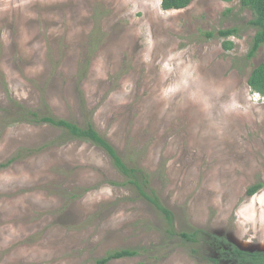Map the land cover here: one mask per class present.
<instances>
[{"label":"rangeland","instance_id":"1","mask_svg":"<svg viewBox=\"0 0 264 264\" xmlns=\"http://www.w3.org/2000/svg\"><path fill=\"white\" fill-rule=\"evenodd\" d=\"M0 0V264H237L212 235L264 252V99L248 85L253 14L239 0ZM237 29L231 51L220 31ZM213 34L212 38L209 37ZM19 107V108H18ZM23 107L93 125L174 215L126 185L99 147ZM28 150L34 153L28 154Z\"/></svg>","mask_w":264,"mask_h":264},{"label":"trees","instance_id":"2","mask_svg":"<svg viewBox=\"0 0 264 264\" xmlns=\"http://www.w3.org/2000/svg\"><path fill=\"white\" fill-rule=\"evenodd\" d=\"M224 2H232L233 0H222ZM192 0H162L161 8L164 11L183 10L190 6ZM243 9H248L253 14L251 26L255 29V36L247 54V60L251 62L257 57L259 50L264 47V0H239ZM237 29L220 31L217 36L224 39V49L231 51L234 48V43L229 41L231 37L237 36ZM213 34L209 37L212 38ZM248 85L253 94H259L264 97V60L255 68L249 79ZM19 108V107H18ZM9 124L26 123L34 125H50L52 127L64 130L67 135L75 140H81L91 143L103 150L110 158L112 166L125 179L126 185L132 187L137 195L146 201L150 206L157 210L165 219L168 225V232L173 235L180 236L183 240L195 243L198 241L201 231L197 230L192 233H177L174 231V215L167 208L156 191L151 187V176L143 168L136 164H128L116 148L95 129L91 124L83 127L67 120L58 119L52 115H41L31 109L23 107L22 110L16 112L9 119ZM13 124V125H14ZM28 154L34 153V150H28ZM23 155H18L5 164H0V170L8 168L14 164L17 159ZM264 185L262 183L255 184L247 190V196L252 197L259 192ZM212 245L216 247L218 252L224 257H228L236 261L237 264H264V252L261 251H245L233 244L227 238L212 235ZM138 255L137 251L119 250L108 253L104 258L100 259L97 264H108L115 260L132 258Z\"/></svg>","mask_w":264,"mask_h":264},{"label":"built area","instance_id":"3","mask_svg":"<svg viewBox=\"0 0 264 264\" xmlns=\"http://www.w3.org/2000/svg\"><path fill=\"white\" fill-rule=\"evenodd\" d=\"M256 96H258V98H263V99H264V97H262V96H260V95H257V94H256Z\"/></svg>","mask_w":264,"mask_h":264},{"label":"clouds","instance_id":"4","mask_svg":"<svg viewBox=\"0 0 264 264\" xmlns=\"http://www.w3.org/2000/svg\"><path fill=\"white\" fill-rule=\"evenodd\" d=\"M254 95H256V94H254ZM257 95H259V94H257Z\"/></svg>","mask_w":264,"mask_h":264}]
</instances>
